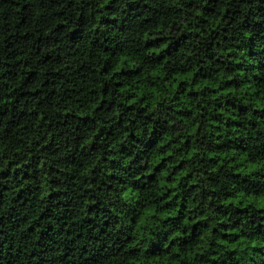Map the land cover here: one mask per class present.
I'll use <instances>...</instances> for the list:
<instances>
[{"label":"trees","instance_id":"1","mask_svg":"<svg viewBox=\"0 0 264 264\" xmlns=\"http://www.w3.org/2000/svg\"><path fill=\"white\" fill-rule=\"evenodd\" d=\"M0 264H264V0H0Z\"/></svg>","mask_w":264,"mask_h":264}]
</instances>
